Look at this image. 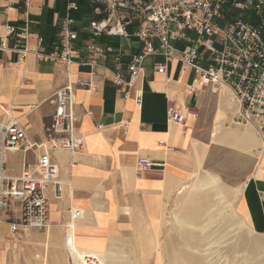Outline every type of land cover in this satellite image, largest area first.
Returning a JSON list of instances; mask_svg holds the SVG:
<instances>
[{
    "label": "crops",
    "instance_id": "obj_1",
    "mask_svg": "<svg viewBox=\"0 0 264 264\" xmlns=\"http://www.w3.org/2000/svg\"><path fill=\"white\" fill-rule=\"evenodd\" d=\"M25 1L0 0V38L5 36L6 25L17 27L24 23ZM74 1L80 7L70 13L73 28L85 39L90 23L103 17L99 11L105 7L88 0ZM68 2L30 0L29 41L33 49L38 48L37 38L43 37L40 49L52 51ZM239 14L229 8L224 18L234 21ZM245 19L260 24L251 11ZM138 27L140 24L136 23L128 31L133 34ZM189 36L197 38L194 33ZM100 43L122 50L120 72L128 80L126 64L140 52L142 44L134 36L102 38ZM186 44L173 43L179 51ZM201 56L203 66L213 63L209 53ZM73 57L76 63L66 70L62 64L39 61L33 55L18 65L15 54L0 52V104L8 108L10 118L24 127L32 144L48 139L54 114L50 99L57 90L79 78L96 82V88L75 89L83 153L51 152L52 161L59 168L62 196L57 199L55 188L49 186L50 228L11 233V225L22 219L21 203L13 201L0 211V264H86L85 256L97 258L101 264H161L158 255L162 252L160 240L167 200L205 169L212 154L226 150L250 156L251 165L240 184L237 209L255 232L264 234V132L235 122L238 105L235 98L228 97L231 91L226 94L206 88L189 94L186 86L192 84L195 71L184 70L175 60L167 64L166 73L159 74L156 65L164 62L161 55L144 60L143 72L132 88H117L109 71L117 69L103 67L93 75L89 65H80L79 58ZM104 65L114 67L110 59ZM126 92L129 98H124ZM228 98L232 110L228 108ZM170 104L197 116L190 117L186 126L169 123ZM220 108L226 116L217 123ZM41 152L34 148L0 153V173L16 179L26 165L35 170ZM140 158L153 161L155 166L139 169ZM72 161L76 162L74 167H70Z\"/></svg>",
    "mask_w": 264,
    "mask_h": 264
},
{
    "label": "built area",
    "instance_id": "obj_2",
    "mask_svg": "<svg viewBox=\"0 0 264 264\" xmlns=\"http://www.w3.org/2000/svg\"><path fill=\"white\" fill-rule=\"evenodd\" d=\"M105 8L99 11L103 17L93 20L89 25V34L83 38L74 27L70 13L79 10V3L69 0L66 16L59 24L57 39L52 51L44 52L40 48L44 38L38 37V48L30 45V22L28 6L25 1V20L20 26H5V36L0 38V52H10L17 56V64L25 63L30 55L39 61H51L62 64L68 70L79 58L80 65L87 64L92 73L105 67L112 72V82L117 88H132L143 72L144 60L149 56L161 55L164 62L156 65L159 74L167 71V64L175 60L182 68L192 69L196 76L186 88L189 94L210 88L218 92L226 86L232 92L238 105V123L249 124L257 132H264V0H153L142 3L138 0H88ZM240 12L234 21L227 22L224 13L227 9ZM248 11L259 18L260 24L254 25L245 19ZM140 24L130 34L128 29ZM142 25V26H141ZM194 33L196 39L189 36ZM134 36L142 49L131 57L126 64L129 78L126 80L120 69L123 66L122 50L109 45H101L102 38ZM9 42H12L10 46ZM174 42H186L182 51L174 48ZM203 52L213 57L212 64L202 65ZM110 59L113 66L104 65ZM96 88L92 79L79 78L74 83L55 92L50 99L54 106L53 122L48 139L41 144H32L26 130L19 121L10 118L8 108L0 104V153L23 151L34 148L42 152L35 170L26 165L19 178L13 179L0 173V211L18 201L22 206V219L12 224L11 233L27 234L30 230H48L50 223V201L47 195L49 186L55 188V197L62 196V182L59 180V168L52 161L51 152L62 150L72 155L84 151V141L78 134L80 119L76 113L75 89ZM126 92L124 98H129ZM142 103L141 97L137 98ZM197 114L170 104L167 109L169 123L186 126L190 117ZM173 151V148H170ZM76 165L70 162V167ZM153 161L140 158L139 169L152 168ZM1 223V221H0ZM86 264H101L97 258L85 256Z\"/></svg>",
    "mask_w": 264,
    "mask_h": 264
},
{
    "label": "rangeland",
    "instance_id": "obj_3",
    "mask_svg": "<svg viewBox=\"0 0 264 264\" xmlns=\"http://www.w3.org/2000/svg\"><path fill=\"white\" fill-rule=\"evenodd\" d=\"M228 97L234 98L231 93ZM250 165L248 154L218 151L197 177L180 187H184L180 198L177 193L167 200L160 260L163 257L165 264H264V234L255 232L237 209L240 184ZM212 180L214 184L206 186ZM203 226L207 237L201 234ZM211 242L218 246L210 255L212 262L195 251L199 248L204 254Z\"/></svg>",
    "mask_w": 264,
    "mask_h": 264
},
{
    "label": "bare ground",
    "instance_id": "obj_4",
    "mask_svg": "<svg viewBox=\"0 0 264 264\" xmlns=\"http://www.w3.org/2000/svg\"><path fill=\"white\" fill-rule=\"evenodd\" d=\"M10 81V80H9ZM10 87V86H9ZM218 92L219 93H229V89L226 87V86H221L220 88H219V90H218ZM230 100H229V98L228 99H226V102H227V105L229 106L228 108L229 109H231L232 110V107H233V105L229 102ZM230 103V104H229ZM224 116H226V111L225 110H223L222 108H220L219 110H218V113H217V117H216V122L217 123H219V121L221 120V119H223L224 118ZM226 118V117H225ZM219 128L220 127H218L217 126V131L219 130ZM1 160H2V158H1ZM211 184H214V180H212L210 183H208V184H206V186H209V185H211ZM210 188V187H209ZM184 189V188H183ZM183 189H181V190H179L177 193V197L178 198H180V196H181V194L183 193L182 192V190ZM180 223V222H179ZM181 223H183V222H181ZM211 228V227H210ZM201 234H203L204 235V237H207V235H205V234H207L206 233V230H207V228L206 227H204L203 226V228H201ZM208 232V231H207ZM211 244V245H210ZM209 244V246L207 247V249L205 250V253L203 254L202 252H201V250H199V248H196L195 249V251L199 254V255H201V256H207V258H208V260L210 261V262H212L213 261V259L210 257V255H213V254H211L213 251H214V249H217L218 248V246H216L217 245V243H215V242H211ZM194 246H192V245H190V248H193ZM164 251H165V248H164ZM161 256H163V252H161V255H158V258H161ZM147 257V256H146ZM162 261V260H161Z\"/></svg>",
    "mask_w": 264,
    "mask_h": 264
}]
</instances>
